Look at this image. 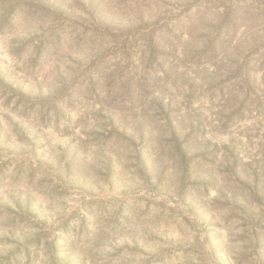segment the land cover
I'll return each instance as SVG.
<instances>
[{
  "label": "rangeland",
  "instance_id": "1",
  "mask_svg": "<svg viewBox=\"0 0 264 264\" xmlns=\"http://www.w3.org/2000/svg\"><path fill=\"white\" fill-rule=\"evenodd\" d=\"M184 1L0 0V264H264L253 248L264 200L254 219L224 200L228 169L208 165L216 183L146 169L145 143L106 140L109 100L126 102L108 82L143 73L150 41L208 4L255 0ZM183 42L147 65L166 63L174 98L176 72H190L173 63Z\"/></svg>",
  "mask_w": 264,
  "mask_h": 264
},
{
  "label": "trees",
  "instance_id": "2",
  "mask_svg": "<svg viewBox=\"0 0 264 264\" xmlns=\"http://www.w3.org/2000/svg\"><path fill=\"white\" fill-rule=\"evenodd\" d=\"M193 2L178 3L189 9ZM232 2L208 4L192 18L173 22L167 26L173 39L159 36L158 41H150L153 48L145 51L143 73L130 71L121 82L109 80V94H115L118 85L116 93L121 91L126 102L122 106L116 97L109 100L110 137L106 140L119 143L127 132L128 146L132 147L134 138L145 143L151 151L149 161L143 160L146 169L151 163L163 173L193 175L207 183L217 181L209 164L228 169L221 197L246 207L254 219L259 215L255 206L264 200V48H260L264 47V0ZM138 7L139 3L134 5ZM174 39L184 41L183 48L171 50L175 71L190 66V72H176V98L162 87L170 77L166 63L161 62L160 72L147 69L150 57L156 60L155 53L175 45ZM114 70L121 71L120 63ZM120 118L127 120L118 124ZM208 133L224 138L212 146L213 140L205 139ZM219 148L225 153L223 162L217 161ZM105 159L110 164V156ZM263 221L264 216L258 222L263 225ZM254 237V251L264 252L263 231L256 229Z\"/></svg>",
  "mask_w": 264,
  "mask_h": 264
}]
</instances>
